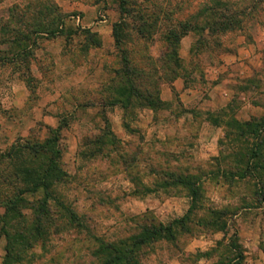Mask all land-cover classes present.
Here are the masks:
<instances>
[{
  "label": "rangeland",
  "instance_id": "rangeland-1",
  "mask_svg": "<svg viewBox=\"0 0 264 264\" xmlns=\"http://www.w3.org/2000/svg\"><path fill=\"white\" fill-rule=\"evenodd\" d=\"M222 1L230 14L245 13L242 30L214 41L189 33L174 79L162 34L179 23L199 24L195 18L212 0H0V153L42 143L66 122L60 146L69 180L56 194L86 226L71 229L60 220L59 231L52 229L22 264H102L101 244L133 243L145 227L186 215L191 199L174 182L180 179L198 181L205 211L189 234L143 247L141 264H229L240 252L242 264H264V204L254 195L256 179L235 175L240 145L226 137L232 120L264 117V0ZM57 16V36H34ZM142 16L160 18L151 39L137 33ZM121 21L127 37L117 48L113 26ZM123 56L142 75L131 76L135 86L156 107L112 105L119 99L114 88L123 85L116 74L125 68ZM101 140L103 147L95 143ZM209 210L227 211L225 233L206 225ZM6 245L1 238L0 264Z\"/></svg>",
  "mask_w": 264,
  "mask_h": 264
},
{
  "label": "trees",
  "instance_id": "trees-1",
  "mask_svg": "<svg viewBox=\"0 0 264 264\" xmlns=\"http://www.w3.org/2000/svg\"><path fill=\"white\" fill-rule=\"evenodd\" d=\"M212 2L213 6H205L195 18L198 19V23L201 21L199 24H192V21L179 23L176 27L167 28L162 34L163 41L168 45L169 50L172 48L163 61L174 60L175 64L171 69V72L175 74L174 79L180 76L177 71L182 69L179 46L181 40L189 33L194 31L201 34L207 33L209 40L214 41L216 37L242 30L243 21L240 17L244 18L245 13L230 14L228 3L221 2V0H212ZM123 11L129 13L126 9ZM159 21V17L147 19L140 17L137 33L143 39H151L155 33L160 31ZM62 22V16H57L47 26L33 30V34L37 37L42 35L55 37L59 32L54 26L55 24L59 26ZM126 27L123 21L113 26L117 48H121V44L127 37L124 34ZM23 39V41L30 40L29 36ZM36 44L34 40L33 45L36 46ZM97 45L100 46V43ZM26 51L27 47H24L23 52L26 53ZM16 57L22 58V55L18 54ZM123 61L125 68L116 72L123 85L114 88V93L119 99L115 100L112 105L121 104L127 108L133 105V101H137L141 105L156 107L158 103L153 101V97L134 84L133 79L140 78L142 75L135 69L127 67L129 61L124 56ZM165 66L170 67L166 64ZM67 125L63 122L56 130H50L49 137L42 143L30 141L17 143L7 151L0 153V164L2 165L0 169V207L4 209V214L0 217V239L5 238L7 241L4 264L25 262L29 257V252L37 244H44L48 241L52 229L59 231L57 222L60 220L71 229H86L83 219L56 194L57 188L69 180V175L63 169V151L60 146L61 132ZM228 126L232 130L231 134L226 136L228 143L234 146L240 145L239 154H236L238 171L235 175L241 180L248 177L256 179L257 189L254 195L258 203L264 204V117L254 118L247 122L232 120ZM95 143L102 147L107 144L102 140ZM174 182L187 189L189 193L191 204L186 215L169 226L145 227L142 233L134 238L133 243L101 244L96 256L102 264H141L139 257L143 247L162 241L175 242L180 232L189 234V225L194 222L198 212L205 211L201 205L203 202L202 187L198 181L194 182L190 179H180ZM30 198H34V201ZM246 206L251 207L250 204ZM209 212L211 220L206 222V225L225 233L228 229L227 211L209 210ZM234 237L236 239V235ZM233 247L237 251L240 249L238 244H234ZM243 261L244 256L240 252L228 263L242 264Z\"/></svg>",
  "mask_w": 264,
  "mask_h": 264
}]
</instances>
